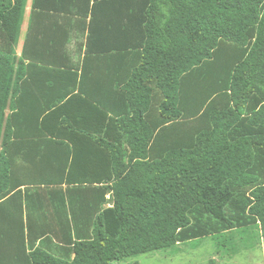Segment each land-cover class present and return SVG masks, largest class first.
I'll return each mask as SVG.
<instances>
[{
  "label": "trees",
  "instance_id": "trees-1",
  "mask_svg": "<svg viewBox=\"0 0 264 264\" xmlns=\"http://www.w3.org/2000/svg\"><path fill=\"white\" fill-rule=\"evenodd\" d=\"M26 1L0 0V264H112L209 235L236 253L237 233L264 239V0H31L23 47L37 17L67 16L86 51L124 61L106 103L58 96L32 113L20 108L27 55L12 50ZM34 117L67 138L90 134L68 122L106 118L93 133L110 172L13 175L7 143ZM58 117L69 134L46 129Z\"/></svg>",
  "mask_w": 264,
  "mask_h": 264
},
{
  "label": "crops",
  "instance_id": "crops-1",
  "mask_svg": "<svg viewBox=\"0 0 264 264\" xmlns=\"http://www.w3.org/2000/svg\"><path fill=\"white\" fill-rule=\"evenodd\" d=\"M30 2L31 0L26 1L19 39L12 46L16 56H23V49L27 55L24 60V76L20 81V93L26 96L20 106L21 110L32 113L38 111L42 105H45L44 107L48 105L49 109H53L54 107L50 103L55 101L58 96L59 103H69L73 95L80 96L71 102L70 108L74 103H79L80 98L85 96H93L96 102L103 103L105 101L106 103L107 96L115 93V89L111 85L112 79L117 76L113 77L115 74L112 75L111 73H119L118 77L124 76V72L119 70L121 67L116 66L120 60L116 56L117 51H108L99 56L94 51H86L85 37L87 31L77 22L76 18L68 19L67 16H63V22L62 18L57 16L56 21L50 16L47 18L37 17L30 39L27 45L23 47L28 28ZM56 22L60 25L63 24L64 28H57ZM66 32L70 33L71 39L63 47L62 42L68 35ZM30 58H35V61L33 62ZM46 60L51 64L43 63ZM125 61L127 62V60ZM123 63L124 61L119 65L123 66ZM114 70H118V72H114ZM42 94L49 96L50 101L48 103H45V99L40 96ZM42 117L38 119L34 117L33 121L27 124L19 123L16 128L17 133L10 136L6 153L11 159L13 175L18 178L37 173L50 175L74 173L92 176L110 172L107 161L104 160L107 151L99 145L102 134L93 133L107 124L106 118L68 122L70 127L89 129L90 134L79 133V135L69 134L70 127L67 126V122L60 124L61 117L48 122L47 128L45 127L47 130L52 133L69 134V138H67L53 135L43 129L40 123ZM119 138V134L116 132L112 136L113 141H118ZM72 144H77L75 149ZM76 157L79 165L70 168L73 165V159ZM66 187L67 185L64 183L52 185V196H60V191L65 190ZM18 189L22 191V196L25 197L27 186L22 185ZM105 197L106 199L109 198V194H106ZM108 205L106 203V206ZM5 210L3 211L5 212ZM0 218L3 221V217ZM4 220L8 221L10 218H4ZM11 221L15 223L17 220Z\"/></svg>",
  "mask_w": 264,
  "mask_h": 264
},
{
  "label": "rangeland",
  "instance_id": "rangeland-1",
  "mask_svg": "<svg viewBox=\"0 0 264 264\" xmlns=\"http://www.w3.org/2000/svg\"><path fill=\"white\" fill-rule=\"evenodd\" d=\"M237 233L236 241L253 247L236 245L238 252H232V243L218 247L219 237L206 236L179 244L165 250L141 254L112 264H264V239L253 237L247 240ZM234 248V247H233Z\"/></svg>",
  "mask_w": 264,
  "mask_h": 264
}]
</instances>
